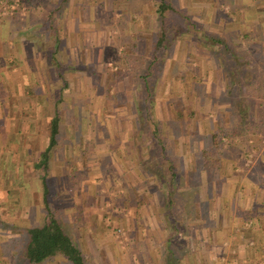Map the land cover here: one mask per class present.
Segmentation results:
<instances>
[{
  "label": "rangeland",
  "instance_id": "obj_1",
  "mask_svg": "<svg viewBox=\"0 0 264 264\" xmlns=\"http://www.w3.org/2000/svg\"><path fill=\"white\" fill-rule=\"evenodd\" d=\"M67 1L61 5L63 12L42 10L35 16L52 24L44 28L50 36L46 56L50 107L49 114L43 109L34 122L30 120L34 133L29 153L26 140L20 148L23 153L18 151V158L32 161L27 184L17 181L12 190L1 186L8 192V202L0 205V264H22L23 230L46 219L44 189L48 210L79 246L85 264H160L170 254L182 264L226 261L227 242L223 244L216 232L208 242L203 231H170L171 252H162V237L156 232L164 223L159 217L153 220L146 208V195L139 188L143 184L119 180L116 153L103 155L102 164L94 161L101 152L117 147L126 151L130 145L139 159L146 149L155 158L166 157L169 171L179 175L174 181L180 184L166 193L173 199L174 213L191 215L200 199L207 201L212 195L214 200L199 204V209L211 212L216 206L222 214L235 197L244 203L263 201L264 189L258 192L253 187L264 186V0H170L175 13L165 16L169 47L155 58L152 46L161 0ZM28 4V0H1L0 19L22 18ZM125 46H131L133 53H124ZM147 67L154 96L148 104L150 118L144 122L139 113L144 106L138 110L144 91L135 76ZM25 75L26 90L36 96V79L29 72ZM41 75L49 76L47 71ZM8 79L4 78L12 91ZM58 96L59 133L44 169L33 163L47 144L48 118ZM186 108L193 114L188 115ZM176 109H182L181 118ZM151 119L161 132L163 149ZM133 133L131 142L126 138ZM95 166L102 171L97 176L90 173ZM66 175L68 181L63 182ZM89 180L92 184H87ZM91 185L98 186L96 198L91 196ZM161 192L158 195L166 190ZM77 208L82 214L89 209L85 220L91 222H84ZM38 264L69 263L59 256Z\"/></svg>",
  "mask_w": 264,
  "mask_h": 264
},
{
  "label": "crops",
  "instance_id": "obj_2",
  "mask_svg": "<svg viewBox=\"0 0 264 264\" xmlns=\"http://www.w3.org/2000/svg\"><path fill=\"white\" fill-rule=\"evenodd\" d=\"M28 3V6H26L27 11L22 18L6 17L0 19V205L3 206L8 202V192L3 191L1 186L5 184L8 190H12L16 188L17 183L21 186L22 184H27V179L29 178L26 172L30 171V165L28 164H31L32 161H29L28 158L24 160L21 155L18 158V153H23L20 148L24 146L23 143L25 140L28 143V148H26L27 153H29L28 149L32 146L29 143L32 140L29 138L33 135L34 130L30 124L39 117L38 114H40L41 110L46 109V113L49 114L47 110L50 107L48 101V95L50 94V64H48L46 56L50 54V40L48 39L50 36L48 37L44 28H50V20L48 19L45 22L44 19L41 21L40 16L37 18L35 16L37 13H41L42 10L49 11L48 13L53 10L55 13L63 12L64 7L61 8V5L64 3L68 5L69 1L28 0ZM42 23H45L46 26H43ZM60 27L64 26L60 25ZM55 41L56 39H54ZM43 71H47V75L49 76H42L41 72ZM12 72H14L13 75H11ZM25 72L31 73L33 80L36 79L34 81L38 89L36 96L34 94L30 95V92L26 90L27 82L22 81V78L26 76ZM4 78H9V85H13L11 87V89L13 88L12 91L8 89L5 83L6 79L4 80ZM58 98L59 96L56 97L54 103L58 101ZM31 119L33 120L32 122L30 121ZM49 120L50 117L48 118V125ZM24 123H28L29 127H23ZM46 136H48V128ZM134 137L135 135L133 133L132 136H128L126 139L133 142ZM106 152L105 154L101 152L95 158L94 162L102 164L103 155H115L114 153H116L114 160L116 159V163L119 166L118 170L121 174L119 180L125 183L124 180L126 179V184H129L130 180L132 181L131 184H138V181L139 184H143L139 188L142 191L144 190V194L146 195L148 204H145L146 208L152 215L153 220H155V217H159L160 222L164 223L163 227H161L162 229L160 228L161 230L156 232L162 237L160 241L162 252H171L169 249L170 242L167 236V233L170 231L176 232L180 230V232H186L188 234H192L193 231H203V234L206 233V236H208L205 239L208 242H210L213 233L216 232L219 237H223L222 241L220 240L223 244L227 242L226 247L220 249L229 253V256L226 261L221 259L223 262H213L212 264H231L230 260L234 261V263L232 261V264H255L254 262L256 264H264V214L262 213L264 200L260 202L258 198L248 199L244 203L235 197L234 204L228 203L226 205V202H224L227 209L222 214L217 213L216 206L213 207L211 212L204 211L201 208L199 209V204L214 200L215 196L212 195L207 201L200 199L199 203L195 204L196 210L191 215L185 214L184 212L174 213L170 209L173 204V199L171 196H167L166 193H168L169 189L172 191L173 188L177 187L176 184H180L174 181L175 178L177 182L179 181V175L177 176L173 173L174 176H172V171H169L168 168L171 164H167L166 166V160L168 161L166 157L164 159L162 157L155 158L152 156L150 150L146 149L144 158L139 159L140 156L135 154L131 145L126 148V151L120 150L117 147V149H108ZM38 156H40L39 153ZM124 158L127 159L124 160ZM36 160L33 163L34 166H37L38 164L36 162L39 163L40 161L39 159L38 161ZM184 170L181 176L184 174ZM93 171L96 172L95 176H97V172H102L100 167L97 166L90 173ZM121 172H125L126 174ZM136 175L139 180L136 179ZM186 175L187 173L185 176L183 175V179H186ZM67 181L68 175L66 177L63 176V182ZM90 183L92 184L91 180L87 182V184ZM93 184H97L96 180ZM233 185L231 184V189L234 188ZM163 186L165 189H163ZM97 187L90 186V193L94 198L99 195ZM253 189L261 192L264 186L256 184ZM162 190L164 192L166 190L164 195H161ZM158 191L161 192L159 195ZM15 195L11 198H15ZM63 203L65 205V202ZM165 208L170 209V211L167 212ZM178 210L181 211L179 208ZM88 211L89 209L84 214L78 211L77 215H82L84 222H91V220H85L90 213ZM78 219L81 222V218L78 217ZM182 222H185L183 226ZM194 226L195 228H193ZM198 227L201 229L198 230ZM149 235H153V233L150 232ZM221 242L219 244H222ZM250 254L252 257L256 255L257 258L251 259ZM169 256L172 257L171 255ZM170 259H163L160 264H182L180 259H176L175 257ZM193 264L203 263L197 260Z\"/></svg>",
  "mask_w": 264,
  "mask_h": 264
},
{
  "label": "trees",
  "instance_id": "obj_3",
  "mask_svg": "<svg viewBox=\"0 0 264 264\" xmlns=\"http://www.w3.org/2000/svg\"><path fill=\"white\" fill-rule=\"evenodd\" d=\"M156 12H157V17L159 19V24H158V33L157 36H155L154 45L152 46L153 58H155L157 54L160 55L162 51H166V49L169 47V41L166 33L168 31V28L170 27L168 23H166L167 21L165 20V16L170 13H175V10L172 8L170 0H161L156 8ZM53 13H55L54 10L50 12V14ZM50 26H52L51 23ZM55 39H56L55 47L57 49L59 39L57 37ZM132 46L135 45L133 44ZM123 48H124L123 49L124 53L125 52L133 53V51L131 50V46L129 47L125 46ZM151 61L149 60V63ZM56 66H58V64H56ZM135 78L140 79L143 86L142 87V91H144L143 98L139 102L140 106H138V110L140 109L141 111V106L142 105L144 106L142 108L144 112L142 111L139 113L140 116H142L143 121L145 122L146 121L145 119L150 118L148 114L149 113L148 104H150V101H152L154 96L153 92L150 89L149 68L147 67L145 73L138 74L135 76ZM60 98L61 96L57 100L59 101ZM58 101L54 103L53 113L49 120L47 144L40 153V161L38 163V166L44 169H45L44 164L48 158L47 155L48 151L51 150L56 145V136L59 133V113L57 110ZM186 109L189 111L188 115L193 114L191 108H186ZM238 109L240 110V108ZM181 111L182 109L175 110V112H177L176 114L178 118H181L183 116ZM151 122L153 124V134L156 135L157 143L159 144L160 148L163 149L164 141L159 136L161 132L156 127V122L152 119ZM173 173L175 174V172L172 171V176H174ZM43 182H44V177H43ZM43 188L45 187L43 186ZM45 195H46V189H44V192L42 194V201L46 209V219L40 225L26 227L23 230L25 235L21 242L22 244L21 256L23 259L22 264H38L45 259H53L59 256L62 257L69 264H85L84 255L80 250L79 246H77L73 242L69 234L65 232V230L59 223L58 219L53 214V212L48 210L47 200ZM170 258L168 257L167 259Z\"/></svg>",
  "mask_w": 264,
  "mask_h": 264
},
{
  "label": "built area",
  "instance_id": "obj_4",
  "mask_svg": "<svg viewBox=\"0 0 264 264\" xmlns=\"http://www.w3.org/2000/svg\"><path fill=\"white\" fill-rule=\"evenodd\" d=\"M1 1V0H0ZM14 1H16V0H14Z\"/></svg>",
  "mask_w": 264,
  "mask_h": 264
}]
</instances>
